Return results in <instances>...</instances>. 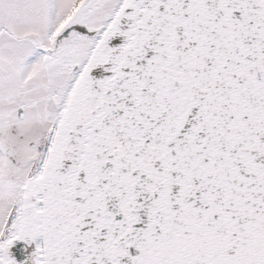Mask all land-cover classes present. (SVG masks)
Listing matches in <instances>:
<instances>
[{
    "label": "snow or ice",
    "instance_id": "1",
    "mask_svg": "<svg viewBox=\"0 0 264 264\" xmlns=\"http://www.w3.org/2000/svg\"><path fill=\"white\" fill-rule=\"evenodd\" d=\"M0 264H264V0H0Z\"/></svg>",
    "mask_w": 264,
    "mask_h": 264
}]
</instances>
